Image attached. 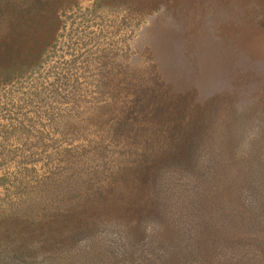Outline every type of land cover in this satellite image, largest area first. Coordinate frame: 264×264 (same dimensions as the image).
I'll return each instance as SVG.
<instances>
[{
	"label": "rangeland",
	"instance_id": "obj_1",
	"mask_svg": "<svg viewBox=\"0 0 264 264\" xmlns=\"http://www.w3.org/2000/svg\"><path fill=\"white\" fill-rule=\"evenodd\" d=\"M0 264H264V0H0Z\"/></svg>",
	"mask_w": 264,
	"mask_h": 264
}]
</instances>
